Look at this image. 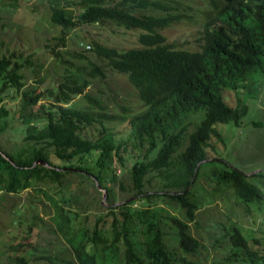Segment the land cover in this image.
Listing matches in <instances>:
<instances>
[{
	"label": "trees",
	"instance_id": "1",
	"mask_svg": "<svg viewBox=\"0 0 264 264\" xmlns=\"http://www.w3.org/2000/svg\"><path fill=\"white\" fill-rule=\"evenodd\" d=\"M203 3L204 8L195 12L202 21L187 46L169 41L162 33L192 18L179 0H77L76 12L52 4L50 22L60 26L62 34L80 25L112 23L137 32V45L124 48L91 39L90 46L81 51L67 50L68 57L84 65L67 70L55 86L44 89L24 88L26 71L39 74V57L0 45V101L20 94L17 118L25 132L15 150L0 145V200L4 194L29 188L44 193L54 207L50 219L73 251L74 260L68 264H195L185 254H194L203 245L191 234L188 222L195 221L201 205L193 188L209 162L223 163L211 167L207 176L217 185L229 186L237 202L247 207L262 201L264 193L248 175L221 158H208L210 152L218 154V145L225 146L217 123H239L248 110L241 96L251 88L250 77L264 72V0ZM59 41L64 44L63 36ZM55 47L50 46L52 55L60 57ZM85 51L102 59L105 67L125 74L144 108L125 117L109 113L86 94L91 80L104 78L105 72ZM60 61L73 66L67 59ZM77 95L93 106L70 107ZM7 114L0 104V132ZM117 118L126 119L130 127V135L119 142L104 126ZM127 158L132 160L130 193L117 206L95 214L92 223L85 217L77 224L81 215L43 188L57 193L66 183V174L73 173L90 179L95 189H105L110 196V185L117 181L116 168L124 169ZM37 161L43 163L34 164ZM118 185L125 190L122 181ZM152 199L175 203L183 209L185 220L169 211L163 215L159 208L136 205L150 204ZM14 211L0 225V233L13 231H8L0 254L5 264H31L40 259L60 264L35 255L38 232L34 227L46 221L36 213L23 217L16 213L20 208ZM163 219L174 233L175 247L162 230ZM251 231L245 234L234 222L226 227L228 264H264V216L257 230ZM139 233L141 242L135 239Z\"/></svg>",
	"mask_w": 264,
	"mask_h": 264
},
{
	"label": "rangeland",
	"instance_id": "2",
	"mask_svg": "<svg viewBox=\"0 0 264 264\" xmlns=\"http://www.w3.org/2000/svg\"><path fill=\"white\" fill-rule=\"evenodd\" d=\"M77 0H1L0 1V45L15 48L26 52H34L39 57L42 67L38 75H33L30 70L26 71L25 89L34 87H53L61 80L66 71H74L77 65H84L78 59L68 57L67 50L81 51L83 46L89 45L88 41L97 39L104 43L119 47H132L137 45V32L116 27L112 23L107 26L96 24L80 25L62 34V28L50 22V6L52 4L74 8ZM184 11L192 15V18L179 23H174L162 30L169 41H175L178 45H189V41L195 36L200 26V14L195 12L204 8L203 0H179ZM15 3L16 6H11ZM190 7V8H189ZM75 10V9H73ZM77 10H75L76 12ZM196 18V19H194ZM63 36L64 44L59 41ZM185 41H188L185 43ZM60 57L52 55L50 46H54ZM90 46V45H89ZM90 59L100 64L104 69L105 77H96L91 80L90 86L85 93L100 101L109 113L120 114L127 117L129 112H137L144 108L139 100L136 89L131 85L125 74L116 72L105 67V62L100 58L93 57L89 51H85ZM60 58L67 59L69 63H63ZM251 88L242 94V102L247 106V113L238 124L233 121L217 123V128L223 135L225 146L218 145V154L209 153L208 159L221 158L245 175L248 180L256 184L264 193V72L254 73ZM81 79V76H80ZM4 96L0 104L7 109L8 114L4 118L5 128L0 132V145L7 151L15 150L21 145L25 135L24 126L21 125L17 116L19 110L20 94L17 97ZM41 100L40 102H43ZM70 107L88 109L93 106L87 102L83 95L75 96L70 102ZM203 116V112H202ZM2 122L0 121V125ZM105 128L112 133L116 142L126 139L130 135V127L126 119L117 118L114 121H106ZM190 130V128H189ZM134 155H137L135 151ZM132 160H126V167L116 168V184L110 185V196L104 191L95 189L93 182L76 174H66V183L60 191L55 193L52 188L43 186L45 191L52 195L64 207H70L81 216L78 222L87 217L91 223L94 215L104 213L106 207L117 206L130 193L129 168ZM222 162H209L200 173V177L193 188L200 200V207L196 211L195 221L188 222L191 234L203 245L194 254H185V257L195 264H228L225 259L228 252V239L224 232L231 222L240 226L247 235L251 230H257L259 220L264 216V197L258 204L251 202L248 206L237 202L233 190L229 186L215 184L207 176L209 169L221 166ZM253 173L262 175L250 176ZM119 181L125 188L118 185ZM1 194V192H0ZM3 195V194H2ZM66 202H63L62 199ZM143 208H159L165 214L169 211L185 220L183 209L174 204H166L161 200L152 199L150 204L143 201L136 203ZM20 208L21 216L37 214L46 221V225L39 223L34 227L37 234V256H45L55 259L60 264H68L73 261V251L66 239L56 229V225L50 219L54 213L51 200L42 192L29 188L18 194H4L0 200V225L8 222L10 215ZM12 212V213H11ZM11 213V214H10ZM14 215V214H13ZM17 215V214H15ZM16 217V216H15ZM163 221L162 230L167 235L169 245L176 246V239L168 222ZM51 227V228H50ZM13 232L12 230H8ZM8 231L0 233V251L8 242ZM54 231V232H53ZM139 242L143 241L141 233L135 236ZM2 251L0 252V254ZM0 264H5L3 256H0ZM31 264H49L47 259L35 260Z\"/></svg>",
	"mask_w": 264,
	"mask_h": 264
},
{
	"label": "water",
	"instance_id": "3",
	"mask_svg": "<svg viewBox=\"0 0 264 264\" xmlns=\"http://www.w3.org/2000/svg\"><path fill=\"white\" fill-rule=\"evenodd\" d=\"M4 155V154H3ZM5 156V155H4ZM6 157V156H5ZM7 158V157H6ZM38 162H40V163H43L42 161H37V162H35L34 164H36V163H38ZM103 191H104V195H103V198H105V189H102Z\"/></svg>",
	"mask_w": 264,
	"mask_h": 264
}]
</instances>
